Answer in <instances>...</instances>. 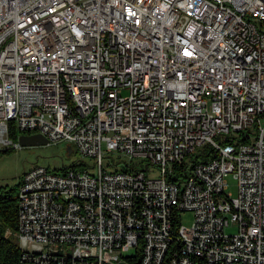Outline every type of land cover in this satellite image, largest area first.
I'll return each instance as SVG.
<instances>
[{
    "label": "built area",
    "instance_id": "1",
    "mask_svg": "<svg viewBox=\"0 0 264 264\" xmlns=\"http://www.w3.org/2000/svg\"><path fill=\"white\" fill-rule=\"evenodd\" d=\"M262 113L264 0H0V147L97 167L22 174L20 264H264Z\"/></svg>",
    "mask_w": 264,
    "mask_h": 264
},
{
    "label": "rangeland",
    "instance_id": "2",
    "mask_svg": "<svg viewBox=\"0 0 264 264\" xmlns=\"http://www.w3.org/2000/svg\"><path fill=\"white\" fill-rule=\"evenodd\" d=\"M123 94H126V91H123ZM262 122L264 123V113L260 115ZM21 132H17V137L21 135ZM13 141H17L11 138ZM6 147H0V149H5ZM10 150L8 152L0 153V186H4L7 188L15 185L22 174L28 169L34 166H43L47 167L50 170H54L55 168H59L63 165H70L74 162H85L90 167L88 168L89 173L95 174L97 171L96 166H91L93 164L92 158H83L81 155L76 152V150L72 147L69 153H67V143L58 142V143H47V144H35V145H24L19 147H9ZM103 149V157L102 164L109 165L112 160L116 161L119 158L117 151L112 153L105 151V145L102 146ZM137 158H134V161ZM144 167V163L141 164ZM106 170H112L111 167L106 166ZM147 177H156L157 172L146 173ZM228 190L231 192L232 196L237 195V189L235 186V182L232 179H228ZM194 221L193 214L189 211L180 212V222L183 226L189 227ZM237 231V227L234 224H230L225 228L226 233H235ZM6 236H12L14 239L15 236L13 234H8Z\"/></svg>",
    "mask_w": 264,
    "mask_h": 264
},
{
    "label": "trees",
    "instance_id": "3",
    "mask_svg": "<svg viewBox=\"0 0 264 264\" xmlns=\"http://www.w3.org/2000/svg\"><path fill=\"white\" fill-rule=\"evenodd\" d=\"M243 135L244 132L241 133L239 139L247 141V136L243 137ZM12 138L16 139L15 136H13ZM203 149H207V146H205ZM9 150L10 148L0 149V153L8 152ZM69 150H72V148L69 147ZM209 152L210 151H206V154ZM67 153L69 152L67 151ZM206 159H208V156L202 155L198 157L197 161H204ZM69 167L80 169L83 168V164L74 162L70 165H63L59 168H55L54 170L56 172H64ZM19 182L20 179L15 185L10 188L0 186V264H20L21 251L16 239H14L12 236L5 235V231L7 229H9L11 232H15L17 229V191Z\"/></svg>",
    "mask_w": 264,
    "mask_h": 264
},
{
    "label": "water",
    "instance_id": "4",
    "mask_svg": "<svg viewBox=\"0 0 264 264\" xmlns=\"http://www.w3.org/2000/svg\"><path fill=\"white\" fill-rule=\"evenodd\" d=\"M19 145L47 144L48 140L41 134H21L17 137ZM67 151L70 152L67 146Z\"/></svg>",
    "mask_w": 264,
    "mask_h": 264
}]
</instances>
